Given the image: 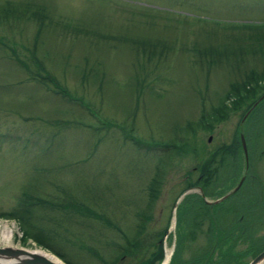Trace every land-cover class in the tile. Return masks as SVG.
Instances as JSON below:
<instances>
[{
    "label": "rangeland",
    "instance_id": "rangeland-1",
    "mask_svg": "<svg viewBox=\"0 0 264 264\" xmlns=\"http://www.w3.org/2000/svg\"><path fill=\"white\" fill-rule=\"evenodd\" d=\"M212 157L205 198L247 177L263 240L264 0H0V245L193 264Z\"/></svg>",
    "mask_w": 264,
    "mask_h": 264
},
{
    "label": "trees",
    "instance_id": "trees-1",
    "mask_svg": "<svg viewBox=\"0 0 264 264\" xmlns=\"http://www.w3.org/2000/svg\"><path fill=\"white\" fill-rule=\"evenodd\" d=\"M248 77L246 80H248ZM235 86L236 83H229V87L234 88ZM53 90L60 95H65L64 91L61 89L53 88ZM220 150L222 152L228 151L230 154H233L231 144H222V146L216 148L211 155H214L215 152H219ZM213 160L216 161L217 159L213 157L211 160L205 159L200 166L197 167L199 173L194 185L199 189V192H196L193 196L196 202L194 215L195 218H201V221H204L202 224H207V227L202 231V234L205 236V242L203 244L196 241L193 242L197 234H194L193 237L190 238L193 244L189 249V253H192L194 259L192 261L194 262L193 264H201V258L206 264H240V261H237L239 251L237 249L235 250L237 243L248 241L243 249L245 251L250 249L252 256L255 252H258L264 247V236L263 240L261 236H256L257 239H255L254 234V219H256L257 215L259 217V203L258 207H256L257 210L254 206H257L256 199H258L259 193L257 191H250L249 193V189L256 188L252 185L251 180L244 176L236 190L227 192V195L220 198L218 201L212 203L208 202L205 196L209 195L212 191L208 183L217 168V165H211ZM238 191H243V193L239 195ZM262 195L264 197V193ZM261 202L264 211V200ZM192 204L193 203L187 205L188 207H185V209H193L191 206ZM205 219H207V221H205ZM259 238L262 241L259 240ZM160 244L158 245V250L154 252L152 259H150L148 263L145 261L142 262V264H153V261L161 256L162 250ZM65 259L67 260V258ZM180 262H183V260L181 261L179 258L171 264H180Z\"/></svg>",
    "mask_w": 264,
    "mask_h": 264
},
{
    "label": "water",
    "instance_id": "water-1",
    "mask_svg": "<svg viewBox=\"0 0 264 264\" xmlns=\"http://www.w3.org/2000/svg\"><path fill=\"white\" fill-rule=\"evenodd\" d=\"M242 143V149L244 156H246L245 145ZM242 180L239 178L233 190L238 187ZM212 200L211 202H214ZM264 260V247L259 250L246 264H257ZM0 264H59L48 257L36 252L35 250H30L24 246H12L9 244L0 245Z\"/></svg>",
    "mask_w": 264,
    "mask_h": 264
},
{
    "label": "bare ground",
    "instance_id": "bare-ground-1",
    "mask_svg": "<svg viewBox=\"0 0 264 264\" xmlns=\"http://www.w3.org/2000/svg\"><path fill=\"white\" fill-rule=\"evenodd\" d=\"M5 229L3 231L4 233V238L6 240H9L10 239V235L12 232L10 228H7V225H4ZM30 250H35L36 252L38 253H41L42 255L48 257L49 259H51L52 261L56 262V263H59V264H64L63 261L58 258L55 254H53L52 252H49L47 250H44V249H41V248H35V249H30ZM259 264V263H257Z\"/></svg>",
    "mask_w": 264,
    "mask_h": 264
}]
</instances>
